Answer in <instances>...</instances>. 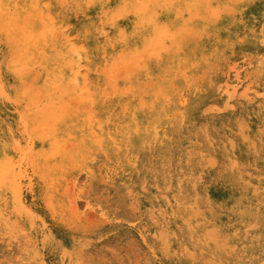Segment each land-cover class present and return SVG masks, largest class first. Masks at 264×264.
I'll return each mask as SVG.
<instances>
[{
  "label": "rangeland",
  "instance_id": "rangeland-1",
  "mask_svg": "<svg viewBox=\"0 0 264 264\" xmlns=\"http://www.w3.org/2000/svg\"><path fill=\"white\" fill-rule=\"evenodd\" d=\"M132 1L6 0L7 18L4 23L0 22V167L4 161L8 164V159L13 165L18 162L9 166L15 172L5 166L16 175L14 182L21 192L16 189L17 193H9L0 186V264H260L264 258V66L256 61L264 55V44L243 49L244 42H234L236 36L243 38L248 30L253 33L262 26L264 0H214L216 4L221 2L227 12L212 24L197 21L191 13H182L178 6L160 5L161 0ZM140 1L147 4L138 5ZM138 6L149 10L155 7L154 13L144 19L135 9ZM138 15L143 17L139 25ZM9 18L15 20L12 25L11 21L7 22ZM190 18L193 20L189 21ZM154 20L162 29L164 25L165 28L171 25V28L186 30L181 48L174 46L173 52L166 53L159 49L161 44L152 47L154 40L160 38L154 37V28H159L152 29ZM193 23L206 35L204 52V48L198 47L194 30L189 36ZM28 31L33 36H28ZM16 33L24 47L18 60L11 49ZM7 34L13 35L12 41ZM77 46L82 48L79 56L74 53ZM186 53L194 56L192 65L183 61ZM129 60L135 62L130 65L131 70L124 64ZM162 68L168 72L162 73ZM181 71L187 76L179 74ZM233 81L238 82L234 85L235 92L231 89ZM85 83L89 92L94 93L93 105L87 97V88L83 89ZM180 90L189 98L187 105L180 103ZM216 107L222 109L216 110ZM61 117L65 120L59 124ZM157 118L162 119L153 121ZM98 121L105 129L106 140L100 138ZM65 122L79 123L81 131L74 129L62 139H66L64 142L48 145L42 141L40 134L51 132L56 125L66 131ZM22 149H29L31 158L21 160V164ZM188 151L194 155L189 160ZM164 163L167 173H175L171 180L166 172L159 175ZM182 169L186 176L181 186L178 175ZM17 194L19 198L14 200ZM179 197H188L197 218H189L185 210L177 212L175 204ZM193 223L192 227L199 228L201 234L214 233L206 236L207 239L191 236ZM176 225L179 227L175 228ZM163 240L166 245L161 244Z\"/></svg>",
  "mask_w": 264,
  "mask_h": 264
},
{
  "label": "bare ground",
  "instance_id": "bare-ground-1",
  "mask_svg": "<svg viewBox=\"0 0 264 264\" xmlns=\"http://www.w3.org/2000/svg\"><path fill=\"white\" fill-rule=\"evenodd\" d=\"M15 1V0H14ZM98 2L99 1H101V0H97ZM123 1V0H122ZM130 1V0H129ZM132 1V0H131ZM151 1V0H150ZM160 1V0H159ZM162 1V3L160 4V5H162L163 4V6L164 5H170V6H178L179 8H180V10L182 11V13L184 12L185 14L186 13H191V15H192V17H194L197 21L198 20H201L202 22H204V23H210V24H212L211 22L215 19V18H217V17H220V15L222 14L223 15V13L224 12H227V11H225V6H222L219 2V4L217 3L216 4V2L214 1V0H161ZM224 1V0H223ZM230 1V0H229ZM243 1V0H242ZM77 2V1H76ZM113 2V1H112ZM120 2V1H119ZM149 2V1H148ZM156 2V1H155ZM230 2H232V0L230 1ZM234 2V1H233ZM237 2H238V0H237ZM246 2H247V0H246ZM255 2V1H254ZM8 3V2H7ZM10 3V2H9ZM21 3H22V1H21ZM91 3H92V1H91ZM90 3V4H91ZM123 3H125V2H123ZM132 3H133V1H132ZM131 3V4H132ZM143 4H144V2H142ZM141 3V1H140V3L138 4V5H140V4H142ZM153 3V2H152ZM152 3H151V5H152ZM157 3H160V2H157ZM241 3H243V2H241ZM5 4H6V0H0V22H2V23H4L6 20H5V18H7L6 17V14H5ZM18 4V3H17ZM22 4H24V2L22 3ZM75 4V3H74ZM103 4V3H102ZM111 4V3H110ZM135 4V3H134ZM147 4V3H146ZM146 4H144V5H146ZM234 4V3H233ZM236 4V3H235ZM249 4H250V2H249ZM262 4V3H261ZM19 5V4H18ZM17 5V6H18ZM81 5V4H80ZM80 5H77V6H80ZM85 5H86V3H85ZM115 5H117V4H115ZM123 6H124V4H122ZM122 5H121V7H122ZM130 5V4H129ZM225 5V4H224ZM11 6V5H10ZM16 6V7H17ZM26 6V5H25ZM46 6L47 5H45V8H46ZM88 6V5H87ZM106 6V5H105ZM114 6V5H113ZM112 6V7H113ZM128 6V5H127ZM163 6H161V8H159V12L161 13V12H163V10H162V8H163ZM254 6V5H253ZM108 7V6H107ZM111 7V6H110ZM115 7V6H114ZM119 7V6H118ZM121 7H119L120 8V10H121ZM131 7V6H130ZM129 7V8H130ZM154 7V6H153ZM228 7H230V6H228ZM237 7V6H236ZM85 8V7H84ZM91 8V7H90ZM98 8H99V6H98ZM134 8V7H133ZM155 8V7H154ZM154 8L153 9H148V7H145V8H143V7H139L138 6V8H135V9H138V11L142 14V16L144 17V19H146V17L148 16V17H150V14L149 13H151V14H153L154 13ZM165 8V7H164ZM227 8V7H226ZM251 8H252V6H251ZM122 9H125V8H123L122 7ZM128 9V8H127ZM165 9H167V8H165ZM171 9H172V7H171ZM178 8H176V10H177ZM229 9V8H228ZM227 9V10H228ZM230 9H231V7H230ZM245 9V8H244ZM253 9V8H252ZM8 10V9H7ZM95 10V9H94ZM109 10H110V8H109ZM113 10V9H112ZM120 10H118V8L116 9V11H120ZM236 10V9H235ZM128 11L130 12L131 10L130 9H128ZM177 11H179V9L177 10ZM239 11H240V9H239ZM247 11V10H246ZM257 11V10H256ZM115 12V11H114ZM125 12H126V10H125ZM209 13L208 15H206V13ZM245 12V11H244ZM253 12V11H252ZM126 13H128V12H126ZM179 13H180V11H179ZM259 13V12H258ZM137 14V13H136ZM139 14V13H138ZM257 14V13H256ZM262 15H264V14H262ZM46 16H50V14L49 13H47L46 14ZM141 15H138L137 17L139 18V20H138V24L137 25H139V22H141L142 23V21H141V19L143 18ZM228 16V15H227ZM122 17V16H121ZM183 17V16H182ZM187 17V16H186ZM236 17H238L237 15H236ZM250 17V16H249ZM92 18V17H91ZM96 18V17H95ZM163 18V17H162ZM161 18V19H162ZM175 18V17H174ZM227 18V17H226ZM230 18V17H229ZM228 18V19H229ZM260 18H261V16H260ZM264 18V17H263ZM15 19V18H14ZM109 19V18H108ZM223 19V18H222ZM227 19V20H228ZM93 20H95V19H93ZM106 20V19H105ZM190 20H193L192 18H190L189 19V21ZM216 20V19H215ZM221 20V19H220ZM232 20V19H231ZM8 21H11V23H10V25H12L13 24V22L15 21H13L12 20V18H9L8 20H7V22ZM152 21H153V18H152ZM151 21V22H152ZM172 21V20H171ZM174 21V20H173ZM262 21V20H261ZM149 22H150V18H149ZM169 22V21H168ZM187 21H185V23H186ZM216 22V21H215ZM246 22V21H245ZM9 23V22H8ZM135 23V22H134ZM146 23V22H145ZM170 23V22H169ZM173 23V22H172ZM182 23H184V22H182ZM196 23V22H195ZM195 23H193L194 24V28L193 29H190L189 30V26H186L187 28H188V30H189V33H190V31L191 30H194V33H193V36L196 38V39H198V47H200L199 49H201V48H204L206 45H207V42H205V34H204V31H202V29H200V26L197 24V26L195 25ZM257 23V22H256ZM6 24V23H5ZM64 24V23H63ZM100 24V23H99ZM168 24V23H167ZM176 24V23H175ZM251 24H253L252 22H251ZM258 24H259V22H258ZM261 24V23H260ZM9 25V26H10ZM14 25H15V23H14ZM36 25V24H35ZM131 25V24H130ZM133 25V24H132ZM136 25V26H137ZM143 25V24H142ZM141 25V26H142ZM145 25V24H144ZM184 25V24H183ZM220 25V24H219ZM112 26V25H111ZM129 26V25H128ZM140 26V27H141ZM153 27H152V29L154 28V27H159L158 29H156V28H154V30H153V34H154V37L155 38H158V37H160V38H158V39H155L154 41V43H152V45H154V46H152L153 48H156L155 46H157L156 44L158 43V45L159 44H161L159 47V49L160 50H165L166 51V53L168 52V53H170V52H173L172 51V49L174 48V46H178L177 48H179L180 47V43L186 38V36H187V34H186V30L183 28V29H181V27H180V29L181 30H177V29H175V28H171V25H170V28H165V25L163 26V28L164 29H162V27L160 28V26L161 25H159L157 22H156V20H154V24L152 25ZM244 26V25H243ZM242 26V27H243ZM11 27V26H10ZM9 27V28H10ZM34 27V26H33ZM37 27V26H36ZM169 27V26H168ZM185 27V28H186ZM219 27V26H218ZM251 27V26H250ZM11 28H13V27H11ZM11 28H10V30H11ZM31 28V27H30ZM30 28H27V30L28 29H30ZM35 28V27H34ZM66 28V27H65ZM8 29V28H7ZM32 29V28H31ZM88 29H89V27H88ZM87 29V30H88ZM209 29V28H208ZM14 30V29H13ZM18 30V29H17ZM17 30H15V31H17ZM136 30V29H135ZM141 30H142V28H141ZM165 31V32H163V31ZM95 31V30H94ZM122 31V30H121ZM120 31V32H121ZM143 31V30H142ZM207 31V30H206ZM9 32V31H8ZM7 32V33H8ZM31 32V31H30ZM148 32V31H147ZM208 32V31H207ZM226 32V31H225ZM231 32V31H230ZM92 33V32H91ZM139 33H140V31H139ZM163 33V37H161V34ZM19 33H16L15 34V36H14V45H12V47H11V49L13 50V53L12 54H14L15 55V57L17 58V60L19 59V58H21L22 57V53L24 52V47H23V44L21 45V43L19 42V40H20V38H19ZM30 34H32V33H29V31H28V36L30 35ZM94 34H95V32H94ZM113 34V33H112ZM137 34V33H136ZM192 34V32L190 33V35L189 36H192L191 35ZM117 35V34H116ZM131 35V34H130ZM9 35L7 34V36L6 37H8ZM13 36V35H12ZM11 36V37H12ZM24 36H26V35H24ZM32 36H33V34H32ZM123 36V35H122ZM226 36V35H225ZM232 36V35H231ZM11 37H8V40L11 38ZM194 37L192 38V39H194ZM243 38H239V37H235L234 38V42L235 43H238V42H240V41H242V42H244V45H242L243 46V49H246V48H250V47H252V46H257V45H260V44H264V19H263V24H262V26L259 28L258 27V30H256V31H254L253 33L251 32V31H249L248 30V32L244 35V36H242ZM25 38V37H24ZM28 38V37H27ZM27 38L25 39V41L27 40ZM134 38V37H133ZM127 39V38H126ZM149 39V38H148ZM147 39V40H148ZM150 39H152V37L150 38ZM207 39V38H206ZM136 40V39H135ZM232 40V39H231ZM251 40H253V41H251ZM10 41H12L11 39H10ZM134 41V40H133ZM229 41V40H228ZM227 41V42H228ZM185 42V41H184ZM132 43V42H131ZM144 43V42H143ZM146 43V42H145ZM191 43H193V42H191ZM190 43V44H191ZM195 43V42H194ZM9 44V43H8ZM11 44H13V43H11ZM85 44V43H84ZM147 44V43H146ZM187 44V43H186ZM71 45L72 46H70V49H72L71 47H74L73 46V43L71 42ZM74 45H76V44H74ZM80 45V44H79ZM142 45V44H141ZM188 45H189V43H188ZM194 45V44H193ZM229 45V44H228ZM10 46V45H9ZM139 46V45H138ZM163 46V47H162ZM185 46V45H184ZM81 47H83L82 45H81ZM80 46H77L76 47V50L74 51V53L75 54H77L78 56H79V53L78 52H80V51H82V48H81ZM10 48V47H9ZM26 48V47H25ZM163 48V49H162ZM181 48V47H180ZM183 48V47H182ZM192 48V47H191ZM61 49V48H60ZM85 49V48H84ZM187 50H188V47L186 48ZM240 49V48H239ZM27 50H28V48H27ZM26 50V51H27ZM87 50V49H86ZM160 50L158 51L159 53H160ZM206 49L204 48L203 49V51L202 52H204ZM72 51H73V49H72ZM77 51V52H76ZM138 51H139V49H138ZM137 51V54L139 55V52ZM180 51V50H179ZM182 51V50H181ZM185 51V50H184ZM229 51V50H228ZM9 52V51H8ZM57 52V51H56ZM69 52V51H68ZM157 52V51H156ZM155 52V53H156ZM178 52V51H177ZM186 52V51H185ZM231 52V51H230ZM253 52V51H252ZM257 52V51H256ZM72 53V52H71ZM71 53H69V54H71ZM86 53V52H85ZM135 53H136V51H135ZM149 53H153V52H151V50H150V52ZM162 53V52H161ZM188 53H190L189 51H188ZM188 53H186V56H184L183 57V61L186 63V64H191L192 62H194V56H192L191 54H188ZM228 53V52H227ZM26 54V53H25ZM57 54H58V52H57ZM137 54L135 55L134 53H133V55H135V57L137 56ZM154 54V53H153ZM176 54V53H175ZM180 54V53H179ZM197 54V53H196ZM216 54L218 55V53L216 52ZM240 54V53H239ZM11 55V54H10ZM90 55V54H89ZM95 55V54H94ZM140 55H141V53H140ZM149 55V54H148ZM155 55V54H154ZM160 55V54H159ZM157 56V58L158 57H160V56ZM177 55V54H176ZM198 56H199V54H197ZM246 55V54H245ZM61 56V55H60ZM77 56V57H78ZM170 56V55H169ZM238 56V55H237ZM71 57V56H70ZM171 58H172V56H170ZM170 57H168V58H170ZM207 57V59L208 60H210L211 58H210V55H208V56H206ZM242 57V56H241ZM60 58H62V57H60ZM86 58H88L87 57V55H86ZM156 58V57H155ZM156 58V59H157ZM167 58V57H166ZM180 58V57H179ZM244 58V57H243ZM81 59V58H80ZM79 59V60H80ZM94 59V58H93ZM137 59H138V56H137ZM155 59V60H156ZM242 59V58H241ZM62 60V59H61ZM71 60V59H70ZM75 60V59H74ZM148 60H150V59H148ZM165 60V59H164ZM170 60V59H169ZM174 60H176V59H174ZM196 60V59H195ZM197 60H198V58H197ZM255 60V59H254ZM59 61V60H58ZM92 61V60H91ZM141 61V60H140ZM178 61V60H177ZM180 61V60H179ZM200 61H202V60H200ZM256 61H258L259 62V64H261V65H263L264 66V55H262V56H258L257 58H256ZM62 62V61H61ZM66 62H69V59H68V61H66ZM72 62V61H71ZM70 62V63H71ZM75 62V61H74ZM78 61H77V59H76V62L75 63H77ZM88 62V61H87ZM86 62V63H87ZM89 62H90V60H89ZM132 60H129V61H126L124 64H125V67L128 69V70H131L130 69V65L132 64ZM152 62V61H151ZM151 62H149V63H151ZM158 62H159V60H158ZM160 62H162V61H160ZM170 62V61H169ZM203 62V61H202ZM202 62H200V64L202 65ZM231 62V61H230ZM49 63H51V62H49ZM60 63V62H59ZM73 63V62H72ZM75 63H74V65H75ZM133 63H135V62H133ZM228 63V62H227ZM232 63V62H231ZM256 63V62H255ZM47 64V63H46ZM79 64V63H78ZM163 64V63H162ZM176 64H177V62H176ZM196 64V63H195ZM194 64V65H195ZM250 64V63H249ZM47 65H49V64H47ZM62 65V63L60 64V66ZM66 65H68V64H66ZM70 65V64H69ZM81 65H83V64H81ZM136 65H137V62H136ZM150 65V64H149ZM181 65V64H180ZM192 65V64H191ZM201 65H199V66H201ZM232 65V64H231ZM72 66H73V64H72ZM77 66V65H76ZM89 66V65H88ZM198 66V67H199ZM227 66V65H226ZM236 66V65H235ZM255 66V65H254ZM82 67V66H81ZM120 67H123L122 65L120 66ZM149 67V66H148ZM154 67V66H153ZM169 67V66H168ZM193 67V66H192ZM196 67V66H195ZM229 68H230V66H228ZM61 68V67H60ZM60 68L58 69L59 70V72L61 71L60 70ZM91 68V67H90ZM118 68V67H117ZM124 68V67H123ZM155 68V67H154ZM178 68V67H177ZM191 68V67H190ZM194 68V67H193ZM49 69V68H48ZM100 69V68H99ZM159 69V68H158ZM161 69V68H160ZM169 69H170V67H169ZM179 69V68H178ZM178 69H176V71H178ZM226 69V68H225ZM231 69V68H230ZM253 69V68H252ZM76 70V69H75ZM91 70V69H90ZM127 70V71H128ZM137 70H138V68H137ZM162 70H163V72L162 73H167L168 72V69L167 68H162ZM185 70H187V69H185ZM188 70H189V68H188ZM239 70V69H238ZM85 71V70H84ZM121 71H122V68H121ZM125 71V70H124ZM123 71V72H124ZM174 71H175V69H174ZM203 71V70H202ZM260 71H261V69H260ZM62 72V71H61ZM60 72V73H61ZM78 72H79V70H78ZM77 72V73H78ZM148 72V71H147ZM155 72V71H154ZM153 72V73H154ZM160 72V73H161ZM193 72V71H192ZM198 72V71H197ZM196 72V73H197ZM235 72H236V70H235ZM264 72V71H263ZM84 73V72H83ZM128 73H130V72H128ZM151 73V72H150ZM182 73H185L184 71H181V72H179V74H182ZM194 73H195V71H194ZM253 73V72H252ZM75 74H76V71H75ZM122 74V73H121ZM152 74V73H151ZM234 75H236V73H233ZM264 74V73H263ZM60 75V74H59ZM63 75V74H62ZM73 75H74V73H73ZM158 75V74H157ZM160 75V74H159ZM161 75H164V74H161ZM169 75V74H168ZM174 75H175V73H174ZM173 75V76H174ZM184 75H186V73L185 74H183L182 76H184ZM198 75V74H197ZM233 75V76H234ZM259 75V74H258ZM257 75V76H258ZM64 76V75H63ZM76 76H78V75H76ZM146 76H147V73H146ZM187 76V75H186ZM227 76V75H226ZM57 77V75L54 77V78H56ZM141 77V76H140ZM149 77V76H148ZM155 77V76H154ZM158 77V76H157ZM167 77V76H166ZM166 77L165 78H163V81L164 80H166ZM177 77V76H176ZM191 77V76H190ZM190 77H189V79H190ZM138 78V77H137ZM160 78V77H159ZM168 78H171V77H168ZM197 78H199V76L198 77H195V79H194V82H196L197 81ZM201 78V77H200ZM217 78V77H216ZM59 79V78H58ZM70 79V78H69ZM142 79H143V77H142ZM145 79H147V78H145ZM156 79V78H155ZM183 79V78H182ZM192 79V78H191ZM235 79H238V77L237 78H235ZM263 79H264V77H263ZM148 80V79H147ZM56 81H58V80H56ZM69 81H71V80H69ZM68 81V82H69ZM75 81H76V79H75ZM149 81V80H148ZM152 81H153V79H152ZM184 81V80H183ZM151 82V81H150ZM173 82V81H172ZM171 82V83H172ZM230 82V81H229ZM259 82V81H258ZM145 83H146V81H145ZM189 83V82H188ZM115 84V83H114ZM176 84V83H175ZM226 84V83H225ZM238 84V82L237 81H233V83L231 84V89H234L233 91L235 92V86ZM56 85V84H55ZM87 85H88V82H87ZM86 83H85V85H84V87H83V89L84 90H86ZM105 85V84H104ZM133 85L134 84H132V87H133ZM158 85V84H157ZM171 84L169 83V87H171L170 86ZM179 85H181V84H179ZM235 85V86H234ZM255 85V84H254ZM77 86V85H76ZM145 86H147V85H145ZM151 86H152V84H151ZM151 86H150V88H151ZM154 86V85H153ZM220 86V85H219ZM228 86V85H227ZM234 86V87H233ZM245 86H246V84H245ZM256 86V85H255ZM57 87H58V85H57ZM56 87V88H57ZM216 87V86H215ZM260 87V86H259ZM60 88V87H59ZM160 88V87H159ZM178 88V87H177ZM244 86H243V90H244ZM128 89V88H127ZM134 89V88H133ZM257 89V88H256ZM123 90H126V89H123ZM122 90V91H123ZM160 90V89H159ZM158 90V91H159ZM173 90V89H172ZM218 90V89H217ZM225 90H226V88H225ZM245 90H247V89H245ZM244 90V91H245ZM87 97L89 98V100L91 101V104L93 105L94 103H95V99H94V97H93V94L94 93H90L89 92V89L87 88ZM121 91V92H122ZM174 91V90H173ZM181 91V90H180ZM188 91V90H187ZM212 91V90H211ZM223 91V90H222ZM232 90H230L229 91V93L231 92ZM248 91V90H247ZM251 91V90H250ZM94 92V91H93ZM113 92H114V89H113ZM112 92V93H113ZM120 92V91H119ZM125 92V91H124ZM127 92V91H126ZM146 93H147V90L145 91ZM243 92V91H242ZM242 92H239L240 93V95H242V94H244V92L242 93ZM252 92H254V90H252ZM117 93V90H116V92H115V94ZM123 93V92H122ZM145 93V94H146ZM159 93V92H158ZM158 93H155L156 95H158ZM163 93H166V92H163ZM225 93V92H224ZM242 93V94H241ZM145 94H143V95H145ZM154 94V93H153ZM155 94H154V96H155ZM187 94H188V92H187ZM233 94V93H232ZM231 94V95H232ZM246 94V93H245ZM255 94V93H254ZM264 94V93H263ZM103 95V94H102ZM101 95V96H102ZM133 95V94H132ZM165 95V94H164ZM167 95V94H166ZM177 95H180V94H177ZM181 95H182V99H180V103H181V105H187L189 102H188V99L189 98H187L186 97V94L183 92L182 93V91H181ZM230 95V96H231ZM237 95H239V94H237ZM256 95V94H255ZM258 95H261V92L260 93H257V96ZM126 96V95H125ZM163 96V95H162ZM161 96V97H162ZM168 96V95H167ZM166 96V97H167ZM202 96V95H201ZM204 96V95H203ZM202 96V97H203ZM263 96V95H262ZM114 97V96H113ZM133 97V96H132ZM136 97V96H135ZM157 97V96H156ZM165 97V98H166ZM201 97V98H202ZM217 97V96H216ZM216 97H214V98H216ZM219 97V96H218ZM224 97V96H223ZM232 97H233V95H232ZM231 97V98H232ZM242 98H243V96H241ZM248 97V96H247ZM168 98V97H167ZM166 98V99H167ZM176 98V97H175ZM174 98V99H175ZM193 98V97H192ZM200 98V97H199ZM220 98V97H219ZM104 99V98H103ZM106 99V98H105ZM141 99V98H140ZM158 99V98H157ZM195 99V98H194ZM223 99V98H222ZM236 99V98H235ZM257 99V98H256ZM102 100V99H101ZM110 100H111V98H110ZM118 100H119V98H118ZM155 100V99H154ZM168 100V99H167ZM172 100V99H171ZM206 100V99H205ZM261 100V99H260ZM165 102H167L166 100H164ZM224 101H226V100H224ZM250 101V100H249ZM256 101V100H255ZM105 102V101H104ZM114 102V101H113ZM119 102V101H118ZM152 102V101H151ZM165 102H164V104H165ZM217 102V101H216ZM112 103V102H111ZM117 103V102H116ZM153 103V102H152ZM176 103V102H175ZM191 103V102H190ZM194 103V102H193ZM199 103H200V101H199ZM250 103V102H249ZM256 103V102H255ZM102 104V103H101ZM104 104V103H103ZM109 104V103H108ZM143 104V103H142ZM248 104V103H247ZM54 105V104H53ZM53 105H51V106H53ZM141 105V104H140ZM150 105H151V103H150ZM175 105V104H174ZM190 105V104H189ZM210 105V104H209ZM212 105V104H211ZM225 105H231V104H226L225 103ZM241 105V104H240ZM61 105H58V107H60ZM67 105H65V107H66ZM102 106V105H101ZM108 106V105H107ZM116 106V105H115ZM152 106V108H153V105H151ZM167 106V105H166ZM176 106V105H175ZM195 106V105H194ZM216 106V105H215ZM214 105H213V107H215ZM235 106V105H234ZM257 106V105H256ZM262 106V105H261ZM55 107H57V106H55ZM57 107V108H58ZM112 107V106H111ZM120 107V106H119ZM183 107V106H182ZM199 107V106H198ZM207 107H209V106H207ZM211 107V106H210ZM213 107H211V108H213ZM227 107V106H226ZM240 107V106H239ZM67 108V107H66ZM66 108H61V109H65L66 110ZM102 108V107H101ZM105 108V107H104ZM151 108V107H150ZM163 108V107H162ZM165 108V107H164ZM168 108V107H167ZM178 108V107H177ZM196 108V107H195ZM210 108V109H211ZM257 108V107H256ZM181 109V108H180ZM203 109V108H202ZM221 110L220 108H217L216 107V110ZM224 109V108H223ZM236 109H237V107H236ZM262 109V108H261ZM56 110V109H55ZM99 110V109H98ZM186 110V109H185ZM207 110V109H206ZM215 110V111H216ZM248 110V109H247ZM251 110H252V108H251ZM260 110V109H259ZM67 111V110H66ZM107 111V110H106ZM151 111V110H150ZM196 111V110H195ZM202 111V110H201ZM249 111V110H248ZM57 112V111H56ZM59 112V111H58ZM62 112H63V110H62ZM110 112V111H109ZM115 112V111H114ZM119 112V111H118ZM159 112V111H158ZM232 112V111H231ZM243 112V111H242ZM242 112H240V113H242ZM245 112V111H244ZM259 112V111H258ZM261 112V111H260ZM108 113V112H107ZM107 113H105L106 115H107ZM113 113V112H112ZM144 113V112H143ZM167 113V112H166ZM187 113V112H186ZM204 113V112H203ZM213 113V112H212ZM262 113V112H261ZM260 113V114H261ZM65 114V113H64ZM159 114V113H158ZM164 114V113H163ZM172 114V113H171ZM194 114V113H193ZM215 114V113H214ZM227 114V113H226ZM78 115V114H77ZM109 115V114H108ZM113 115V114H112ZM122 115V114H121ZM173 115V114H172ZM185 115V114H184ZM217 115V114H216ZM223 116H224V114H222ZM234 115V114H233ZM263 115V114H262ZM189 116V115H188ZM212 116H213V114H212ZM231 116V115H230ZM237 116V115H236ZM252 116V115H251ZM113 117V116H112ZM111 117V118H112ZM116 116H114V118H115ZM133 117V116H132ZM180 117V116H179ZM221 117V116H220ZM228 117V116H227ZM249 117V116H248ZM254 117V116H253ZM258 117V116H257ZM64 117H61V121H59V124H61L65 119H63ZM99 118V117H98ZM118 118V117H117ZM134 118H136V117H134ZM169 118H171L170 116H169ZM174 118V117H173ZM261 118V117H260ZM63 119V120H62ZM161 119L162 118H157V119H154L153 121H156V120H159V121H161ZM175 119V118H174ZM221 119V118H220ZM230 119H231V117H230ZM241 119V118H240ZM252 119V118H251ZM216 120V119H215ZM238 120V119H237ZM104 121V120H103ZM121 121V120H120ZM185 121V120H184ZM188 121V120H187ZM230 121V120H229ZM264 121V120H263ZM174 122V121H173ZM199 122H201V121H199ZM221 122H223V121H221ZM238 122V121H237ZM244 122V121H243ZM243 122H241V124L243 123ZM98 123V128H99V130H100V133H101V140H104L105 139V137L107 136H105L104 135V130H103V128H102V126H101V123L98 121L97 122ZM202 123V122H201ZM225 123V122H224ZM240 123V122H239ZM239 123H238V127L240 126L239 125ZM79 124V123H78ZM78 124L77 123H71V125L69 124V123H66L65 122V126H66V131L64 130V131H61L60 129H59V126L58 125H56L55 127H54V129L51 131V132H48V131H46L45 133H41L40 134V136H41V138H42V141L44 140V143H47L48 145H52V144H55V143H58L59 141H61L63 138H66V135H68L71 131H73L74 129H78V130H80L79 129V126H78ZM85 124V123H84ZM154 124V123H153ZM167 124V123H166ZM165 124V125H166ZM170 124V123H169ZM187 124V123H186ZM200 124V123H199ZM216 124V123H215ZM223 124V123H222ZM227 124V123H226ZM231 124V123H230ZM82 126H83V124H81ZM106 125V124H105ZM115 125V124H114ZM148 126H149V124H147ZM171 125V124H170ZM189 125V124H188ZM228 125V124H227ZM236 125H237V123H236ZM108 126H110V125H108ZM145 126V125H144ZM159 126V125H158ZM179 126H180V124H179ZM190 126V125H189ZM201 126V125H200ZM212 126V125H211ZM262 126V125H261ZM147 127V126H146ZM195 127V126H194ZM196 127H197V125H196ZM199 127V126H198ZM222 127H223V125H222ZM241 127V126H240ZM82 128V127H81ZM151 128V127H150ZM154 128V127H153ZM172 128H173V126H172ZM171 128V129H172ZM208 128V127H207ZM142 129V128H141ZM140 129V130H141ZM155 129V128H154ZM161 129V131L162 132H164V128L162 127V128H160ZM190 129V128H189ZM213 129V128H212ZM220 129V128H219ZM239 129H241V128H239ZM262 129V128H261ZM260 129V130H261ZM46 130V129H45ZM110 130H111V128H110ZM120 130V129H119ZM139 130V129H138ZM151 130V129H150ZM149 130V131H150ZM185 130H186V128H185ZM215 130V129H214ZM257 130V129H256ZM32 131V130H31ZM38 131V130H37ZM81 131V130H80ZM108 131V130H107ZM156 131V130H155ZM183 131V130H182ZM201 131V130H200ZM220 131H222V130H220ZM224 131V130H223ZM228 131H229V129H228ZM237 131H238V128H237ZM135 132V131H134ZM148 132V131H147ZM146 132V133H147ZM180 132V131H179ZM210 132V131H209ZM245 132V131H244ZM78 133V132H77ZM106 133V132H105ZM119 133V132H118ZM122 133V132H121ZM169 133V132H168ZM177 133H178V131H177ZM176 133V134H177ZM204 133V132H203ZM211 133V132H210ZM37 134V133H36ZM163 134V133H162ZM173 134V133H172ZM180 134V133H179ZM247 134V133H246ZM38 135V134H37ZM83 135V134H82ZM114 135V134H113ZM160 135V134H159ZM171 135V134H170ZM192 135V134H191ZM191 135H190V137H191ZM228 135V134H227ZM259 135V134H258ZM86 136V135H85ZM115 136V135H114ZM128 136V135H127ZM146 136V135H145ZM150 136V135H149ZM149 136H147V138L149 137ZM154 136V135H153ZM193 136V135H192ZM233 136V135H232ZM239 136V135H238ZM187 137V136H186ZM189 137V138H190ZM205 137V136H204ZM240 137H241V135H240ZM245 137H247V135L245 136L244 135V138ZM82 138V137H81ZM83 138H84V136H83ZM119 138V137H118ZM174 138V137H173ZM188 138V137H187ZM202 138V137H201ZM206 138V137H205ZM241 138H243V137H241ZM262 138V137H261ZM78 140H81V139H79V137L77 138ZM176 139V138H175ZM184 139H186V138H184ZM204 139V138H203ZM216 139V138H215ZM223 139V138H222ZM237 139V138H236ZM257 139V138H256ZM264 139V138H263ZM66 139H64V141H65ZM106 140V139H105ZM147 140V139H146ZM149 141H150V139H148ZM153 140V139H152ZM151 140V141H152ZM213 140V139H212ZM211 140V141H212ZM41 141V140H40ZM63 140H62V142H64ZM82 141V140H81ZM163 141V140H162ZM196 141V140H195ZM220 141V140H219ZM244 141H246V140H244ZM74 142H76V140H74ZM153 142V141H152ZM158 142V141H157ZM168 142V141H167ZM177 142V141H176ZM221 142V141H220ZM230 142V141H229ZM249 142V141H248ZM60 143V142H59ZM80 143V142H79ZM143 143V142H142ZM159 143V142H158ZM170 143V142H169ZM191 143V142H190ZM238 143V142H237ZM263 143V142H262ZM195 144H197V143H195ZM208 144H209V142H208ZM213 144H216V143H213ZM258 144H260V143H258ZM78 145V144H77ZM110 145V144H109ZM155 145H157V144H155ZM181 145V144H180ZM220 145V144H219ZM83 146V145H82ZM82 146H80L79 145V147H82ZM146 146H147V143H146ZM145 146V147H146ZM174 146V145H173ZM186 146V145H185ZM238 146V145H237ZM24 147V146H23ZM78 147V146H77ZM100 147V146H99ZM150 147H151V145H150ZM161 147V146H160ZM193 147V146H192ZM196 147V146H195ZM220 147V146H219ZM223 147V146H222ZM252 147V146H251ZM26 148H28V147H26ZM83 148V147H82ZM155 148V147H154ZM177 148V147H176ZM182 148V147H181ZM209 148H210V145H209ZM250 148V147H249ZM248 148V149H249ZM46 149V148H45ZM144 149V148H143ZM148 149V148H147ZM162 149V148H161ZM204 149V148H203ZM258 149V148H257ZM110 150V149H109ZM145 150V149H144ZM165 150H166V148H165ZM194 150V149H193ZM145 151H147V150H145ZM149 151V150H148ZM160 151V150H159ZM187 151V150H186ZM204 151V150H203ZM208 151V150H207ZM206 151V152H207ZM6 152V151H5ZM142 152V151H141ZM158 152V151H157ZM164 152V151H163ZM167 152V151H166ZM197 152H198V150H197ZM214 152V151H213ZM256 152V151H255ZM11 153V152H10ZM161 153H162V151H161ZM178 153V152H177ZM208 153V152H207ZM209 153H210V151H209ZM4 154V153H3ZM20 154H21V156H20V158H19V163L21 162V164H22V161L21 160H27L28 161V159H30L31 158V152H30V150L29 149H22V151H20ZM149 154L151 155V153L149 152ZM170 154H171V152H170ZM179 154V153H178ZM193 153H191L190 151H188L187 152V155H186V157H187V160H189L192 156H194V155H192ZM205 154V153H204ZM203 154V155H204ZM146 155V154H145ZM167 155V154H166ZM209 155V154H208ZM234 155V154H233ZM261 155V154H260ZM37 156V155H36ZM147 156V155H146ZM165 156V155H164ZM181 156V155H180ZM197 156V155H196ZM200 156V155H199ZM228 156V155H227ZM152 157V156H151ZM156 157V156H155ZM154 157V158H155ZM169 157V156H168ZM172 157V156H171ZM219 157V156H218ZM11 158V157H10ZM179 158V157H178ZM210 158V157H209ZM208 158V159H209ZM235 158H237V157H235ZM264 158V157H263ZM35 159V158H34ZM156 159V158H155ZM155 159H153V160H155ZM171 159V158H170ZM192 159V158H191ZM205 159H207L206 157H205ZM211 160H212V158H210ZM7 160V159H6ZM32 160V159H31ZM149 160V159H148ZM147 160V161H148ZM162 160V159H161ZM183 160V159H182ZM218 160V159H217ZM226 160V159H225ZM224 160V161H225ZM233 160V159H232ZM8 162V164H6L5 163V161H4V163H3V165H2V167H0V186L1 187H3L7 192H9V193H17V192H15V190L16 189H19V191L21 192V190H20V188H17V187H20L18 184H16L15 182H16V180H15V176L14 175H12L11 174V169L13 168H11V167H9V166H15L17 163H15V165H13V162H10L11 160L10 159H8L7 160ZM151 161V160H150ZM165 161V160H164ZM183 161H185V160H183ZM198 161V160H197ZM203 161H205V160H203ZM221 161V160H220ZM32 162H33V160H32ZM38 162V161H37ZM180 162H181V160H180ZM193 162V161H192ZM201 162V161H200ZM28 163V162H27ZM34 163V162H33ZM39 163H40V161H39ZM38 163V164H39ZM115 163V162H114ZM169 163V162H168ZM177 163V162H176ZM185 163V162H184ZM190 163V162H189ZM188 163V164H189ZM230 163V162H229ZM149 164H151V163H149ZM209 164H210V162H209ZM214 164V163H213ZM233 164V163H232ZM8 166L9 168H11V169H9L8 168V170H11L10 172L7 170V168H6V166ZM37 165V164H36ZM35 165V166H36ZM141 165H143V164H141ZM217 165V164H216ZM224 165V164H223ZM67 166V165H66ZM115 166V165H114ZM150 166V165H149ZM154 166V165H153ZM160 166V165H159ZM167 166V165H166ZM169 166H170V164H169ZM173 166V165H172ZM179 166V165H178ZM203 166V165H202ZM220 166H221V164H220ZM235 166V165H234ZM239 166V165H238ZM155 167V166H154ZM175 167V166H174ZM180 167H181V163H180ZM191 167H193V166H191ZM132 168V167H131ZM147 168V167H146ZM236 168V167H235ZM241 168V167H240ZM119 169V168H118ZM144 169V168H143ZM153 169V168H152ZM157 169V168H156ZM166 168H165V163L163 164V168L161 167L160 168V170H159V175L160 174H162V173H167V170H165ZM222 169V168H221ZM229 170H230V166H229V168H228ZM13 170H14V168H13ZM154 170V169H153ZM174 170V169H173ZM227 170V169H226ZM116 171V170H115ZM131 171V170H130ZM144 171V170H143ZM146 171V170H145ZM148 172H149V174L151 173V171H149V170H147ZM155 171V170H154ZM158 171V170H157ZM239 171V170H238ZM237 171V172H238ZM13 172H15V170L13 171ZM20 172H21V170H20ZM121 172V171H120ZM125 172V171H124ZM185 169H182L181 170V172L179 173V175H178V178H179V183L181 184L182 182H183V180L185 179ZM224 172V171H223ZM228 172V171H227ZM251 172V171H250ZM249 172V173H250ZM156 175H157V173L156 172H154ZM145 174V173H144ZM152 174V173H151ZM154 174V175H155ZM168 180H171V177L173 178V177H175V173H173V172H170V171H168ZM236 174V173H235ZM138 175V174H137ZM141 175H143V174H141ZM153 175V174H152ZM159 175H157V176H159ZM176 175H177V173H176ZM237 175V174H236ZM151 176V175H150ZM242 176V175H241ZM260 176H262V175H260ZM121 177V176H120ZM148 177V176H147ZM161 177V176H160ZM244 177V176H243ZM250 177H252V175L250 176ZM21 178V177H20ZM123 178V177H122ZM129 178V177H128ZM198 178V177H197ZM142 179V178H141ZM152 179L154 180V178L152 177ZM237 179V178H236ZM242 179H245V178H242ZM157 180V179H156ZM167 180V181H168ZM238 180V179H237ZM15 181V182H14ZM163 181V180H162ZM176 181V180H175ZM182 181V182H181ZM187 181V180H186ZM186 181H185V183H186ZM252 181V180H251ZM257 181V180H256ZM261 181V180H260ZM119 182V181H118ZM143 182V181H142ZM197 182H198V180H197ZM240 182V181H239ZM148 183V182H147ZM165 183V182H164ZM164 183H162V184H164ZM172 183V182H171ZM174 183V182H173ZM177 183V182H176ZM175 183V184H176ZM190 183V182H189ZM193 183V182H192ZM144 184V183H143ZM152 184V183H151ZM168 184V183H167ZM194 184V183H193ZM236 184V183H235ZM238 184V183H237ZM240 184H242L243 185V183H240ZM251 184V183H250ZM257 184V183H256ZM16 185H18L17 187H16ZM120 185V184H119ZM155 185V184H154ZM158 185V184H157ZM186 185V184H185ZM199 185V184H198ZM246 185V184H245ZM249 185V184H248ZM264 185V184H263ZM152 186V185H151ZM181 186H182V184H181ZM188 186V185H187ZM186 186V187H187ZM190 186V185H189ZM147 187V186H146ZM160 187V186H159ZM178 187V186H177ZM184 187V186H183ZM182 187V188H183ZM166 188V187H165ZM175 188H176V186H175ZM250 188V187H249ZM254 188V187H253ZM263 188V187H262ZM142 189V188H141ZM188 189V188H187ZM257 190H258V188H257ZM19 191H18V194H19ZM155 191V190H154ZM185 191V190H184ZM193 192V191H192ZM195 192V191H194ZM259 192V191H258ZM263 192V191H262ZM177 193H179V191L177 192ZM176 193V194H177ZM187 193H189V192H187ZM249 193H250V191H249ZM18 194H17V196L16 195H14L13 197L15 198V197H17V198H19L18 197ZM203 194V193H202ZM211 194V193H210ZM250 194H252V193H250ZM253 194H255V193H253ZM8 195V194H7ZM207 195V194H206ZM255 195H257V194H255ZM10 196V195H9ZM12 196V195H11ZM183 196V195H182ZM214 196V195H213ZM1 197V196H0ZM177 197V196H176ZM189 197V196H188ZM188 197H179V198H177V200H176V208H177V212H181V211H183V210H185V213H188V216H189V218H191V219H195V218H197V213H196V211H195V209H194V206H193V204L190 202V200L188 199ZM216 197V196H215ZM214 197V198H215ZM255 197V196H254ZM261 197V196H260ZM3 198V197H2ZM11 198V197H10ZM14 198H12V199H14ZM17 198H15L14 200H17ZM160 198V197H159ZM200 198V197H199ZM198 198V199H199ZM207 198V197H206ZM210 198V197H209ZM165 199V198H164ZM213 199V198H212ZM256 199V198H255ZM172 200H173V197H172ZM214 200V199H213ZM241 200V199H240ZM200 201V200H199ZM261 201V200H260ZM156 202V201H155ZM193 202V201H192ZM250 202V201H249ZM258 202V201H257ZM140 203V202H139ZM202 203H203V201H202ZM205 203V202H204ZM149 204V203H148ZM256 204V203H255ZM263 204V203H262ZM249 205V204H248ZM257 205H258V203H257ZM207 206H209V205H207ZM237 206V205H236ZM264 206V205H263ZM196 207V206H195ZM168 208H169V205H168ZM176 208H174V209H176ZM148 209V208H147ZM235 209V208H234ZM240 209V208H239ZM161 210V209H160ZM233 210V209H232ZM259 210V209H258ZM176 211V210H175ZM252 211V210H251ZM155 212V211H154ZM169 212V211H168ZM167 212V213H168ZM264 212V211H263ZM170 213V212H169ZM183 213V212H182ZM235 213V212H234ZM161 214V213H160ZM210 214V213H209ZM254 214V213H253ZM256 214V213H255ZM254 214V215H255ZM262 214V213H261ZM170 215V214H169ZM237 215V214H236ZM236 215H232V216H236ZM244 215V214H243ZM210 216V215H209ZM208 216V217H209ZM212 216H213V214H212ZM215 216V215H214ZM246 216V215H245ZM239 217V216H238ZM242 217V216H241ZM253 218V217H252ZM139 219V218H138ZM162 219V218H161ZM184 220V219H183ZM220 220V219H219ZM231 220V219H230ZM256 220V219H255ZM182 223H183V221H181ZM186 222V221H185ZM250 222V221H249ZM197 223V222H196ZM218 223H220V222H218ZM140 224V223H139ZM214 224V223H213ZM216 224V223H215ZM247 224V223H246ZM186 225V224H185ZM194 225V223L192 224V225H190V229H191V236H197L199 239H205L206 238V236L207 237H210L211 236V234L212 233H214V232H212V233H210L209 235L210 236H208V234L206 233V235L205 234H201L202 232H200V230H199V228H196V227H192ZM219 225V224H218ZM217 225V226H218ZM222 225V224H221ZM238 225V224H237ZM260 225V224H259ZM187 226V225H186ZM209 226V225H208ZM241 226H244V225H242L241 224ZM261 226V225H260ZM179 226H177L176 225V227L175 228H178ZM253 227V226H252ZM255 227V226H254ZM253 227V228H254ZM257 227V226H256ZM250 228V227H249ZM154 230V229H153ZM207 230V229H206ZM210 229H208V231H209ZM221 230V229H220ZM243 230V229H242ZM244 231V230H243ZM178 232H180V231H178ZM205 232V231H204ZM159 233H161V232H159ZM158 233V234H159ZM172 233V232H171ZM180 233H182V232H180ZM154 234V233H153ZM152 234V235H153ZM157 234V236H159ZM186 234V233H185ZM188 234V233H187ZM162 236H164V235H161V237ZM213 236H215L214 234H213ZM264 236V235H263ZM160 237V238H161ZM213 238V237H212ZM207 239V238H206ZM227 239V238H226ZM261 239V238H260ZM210 240V239H209ZM209 240H207V243H209ZM221 240V239H220ZM228 240V239H227ZM160 241H161V239H160ZM212 241V240H211ZM183 242V241H182ZM161 244H165L164 243V240L162 241V243ZM221 244V243H220ZM243 244V243H242ZM166 245V244H165ZM212 246V245H211ZM223 246V245H222ZM234 246V245H233ZM214 247V246H213ZM233 248V247H232ZM231 248V249H232ZM213 249V248H212ZM239 249V248H238ZM248 250V249H247ZM190 252V251H189ZM189 254V253H188ZM187 255V254H186ZM232 255V254H231ZM243 255V254H242ZM190 257V256H189ZM233 258V257H232ZM172 259H174V258H172ZM212 260H210V262H211ZM229 261V260H228ZM242 261V260H241ZM170 262V261H169ZM209 262V261H208ZM207 262V263H208ZM213 262V261H212ZM174 263V262H173ZM172 263V264H173ZM205 263V262H204ZM214 263V262H213ZM169 264V263H168ZM258 264V263H257ZM260 264H264V258H262V259H260Z\"/></svg>",
  "mask_w": 264,
  "mask_h": 264
}]
</instances>
